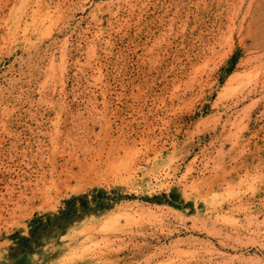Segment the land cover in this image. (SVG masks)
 <instances>
[{
	"label": "rangeland",
	"instance_id": "obj_1",
	"mask_svg": "<svg viewBox=\"0 0 264 264\" xmlns=\"http://www.w3.org/2000/svg\"><path fill=\"white\" fill-rule=\"evenodd\" d=\"M0 264H264V0H0Z\"/></svg>",
	"mask_w": 264,
	"mask_h": 264
},
{
	"label": "trees",
	"instance_id": "obj_2",
	"mask_svg": "<svg viewBox=\"0 0 264 264\" xmlns=\"http://www.w3.org/2000/svg\"><path fill=\"white\" fill-rule=\"evenodd\" d=\"M71 200V199H70ZM70 200H68V201H70Z\"/></svg>",
	"mask_w": 264,
	"mask_h": 264
}]
</instances>
